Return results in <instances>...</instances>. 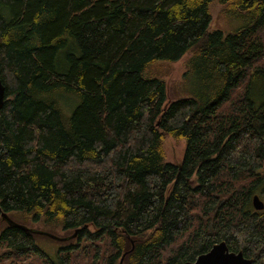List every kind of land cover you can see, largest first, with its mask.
Wrapping results in <instances>:
<instances>
[{"label": "trees", "instance_id": "trees-1", "mask_svg": "<svg viewBox=\"0 0 264 264\" xmlns=\"http://www.w3.org/2000/svg\"><path fill=\"white\" fill-rule=\"evenodd\" d=\"M213 1L0 0V264H182L220 242L264 264V0H217L246 21L227 34ZM188 52L208 97L166 103L143 72ZM17 211L75 233L57 262Z\"/></svg>", "mask_w": 264, "mask_h": 264}, {"label": "rangeland", "instance_id": "rangeland-1", "mask_svg": "<svg viewBox=\"0 0 264 264\" xmlns=\"http://www.w3.org/2000/svg\"><path fill=\"white\" fill-rule=\"evenodd\" d=\"M209 9L211 15L210 31L218 30L227 34L233 33L246 25V21L243 18H235L227 14L217 0H214L210 4ZM70 41L68 39V43ZM58 63L63 64L61 61ZM143 76L157 79L164 83L166 103L186 98H193L203 102L208 97L205 82L210 76V70H205L202 67V64L193 52H188L175 61L158 60L143 72ZM261 89L260 85H256L254 88V96L257 100H260L262 97ZM54 97H56L59 107L65 115H69L72 108L78 103V98L72 94L57 92L54 94ZM163 150L165 162L177 164L184 155L185 141H176L167 136ZM189 183L191 186L196 185L195 176H192ZM258 196L264 202V197L260 194ZM9 217L19 226L34 232L36 235L35 242L38 247L55 262H57L56 252L58 248L69 244L75 237L74 232L72 234L70 231L65 232L60 227L33 223L30 216L21 211L11 212ZM1 223L0 221V230L4 227V224L2 225ZM6 225H9V223H6Z\"/></svg>", "mask_w": 264, "mask_h": 264}, {"label": "water", "instance_id": "water-1", "mask_svg": "<svg viewBox=\"0 0 264 264\" xmlns=\"http://www.w3.org/2000/svg\"><path fill=\"white\" fill-rule=\"evenodd\" d=\"M5 98V88L0 80V108H2ZM251 204L254 210L264 209V202L256 194L252 197ZM2 218L7 219V215L1 213ZM182 264H254L252 259H247L242 252H230L225 242H220L212 246L205 254L198 256L194 262Z\"/></svg>", "mask_w": 264, "mask_h": 264}]
</instances>
